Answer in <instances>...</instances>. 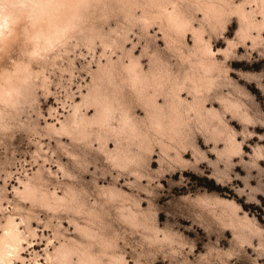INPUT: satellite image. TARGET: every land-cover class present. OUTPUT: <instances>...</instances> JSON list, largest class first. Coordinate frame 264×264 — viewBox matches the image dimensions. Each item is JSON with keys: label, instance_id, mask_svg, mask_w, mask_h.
Listing matches in <instances>:
<instances>
[{"label": "rangeland", "instance_id": "obj_1", "mask_svg": "<svg viewBox=\"0 0 264 264\" xmlns=\"http://www.w3.org/2000/svg\"><path fill=\"white\" fill-rule=\"evenodd\" d=\"M59 263L264 264V0H0V264Z\"/></svg>", "mask_w": 264, "mask_h": 264}, {"label": "bare ground", "instance_id": "obj_2", "mask_svg": "<svg viewBox=\"0 0 264 264\" xmlns=\"http://www.w3.org/2000/svg\"><path fill=\"white\" fill-rule=\"evenodd\" d=\"M42 1V0H41ZM13 2V1H12ZM16 8V7H15ZM33 8V7H32ZM35 8V7H34ZM22 15V14H21ZM27 17V16H26ZM7 19V18H6ZM10 20V19H9ZM149 22V21H148ZM13 23V22H12ZM2 26V25H1ZM8 28V27H7ZM27 30V29H26ZM34 47V46H33ZM148 77V76H147ZM156 85V84H155ZM141 88V87H140ZM138 91V90H137ZM30 194V192H29ZM93 237V236H92ZM64 244V243H63ZM92 245V244H91ZM4 250V248H2ZM66 253V252H65ZM86 255V254H85ZM57 257V256H56ZM66 257V255H65ZM64 258V257H63ZM87 258V257H86ZM95 259V258H94ZM64 260V259H63ZM98 261V260H97ZM83 262V261H82ZM95 262V261H94ZM87 263V262H86ZM60 264V263H59Z\"/></svg>", "mask_w": 264, "mask_h": 264}, {"label": "trees", "instance_id": "obj_3", "mask_svg": "<svg viewBox=\"0 0 264 264\" xmlns=\"http://www.w3.org/2000/svg\"><path fill=\"white\" fill-rule=\"evenodd\" d=\"M209 188L211 189L216 188L213 181L210 182Z\"/></svg>", "mask_w": 264, "mask_h": 264}]
</instances>
